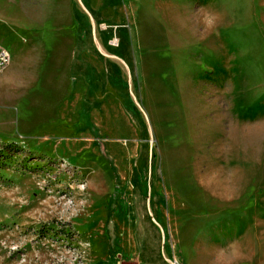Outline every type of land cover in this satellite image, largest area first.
Returning a JSON list of instances; mask_svg holds the SVG:
<instances>
[{
    "label": "rangeland",
    "instance_id": "374dc122",
    "mask_svg": "<svg viewBox=\"0 0 264 264\" xmlns=\"http://www.w3.org/2000/svg\"><path fill=\"white\" fill-rule=\"evenodd\" d=\"M61 10L63 37L74 21L78 94L46 135L0 140V264H106L139 235L180 261L185 228L193 244L214 234L192 199L200 191L223 202L224 244L203 253L264 264V0H62ZM128 177L135 196L149 182L177 215L161 227L150 215L156 229L142 232L108 215ZM114 223L123 228L105 230Z\"/></svg>",
    "mask_w": 264,
    "mask_h": 264
},
{
    "label": "crops",
    "instance_id": "0c3cea01",
    "mask_svg": "<svg viewBox=\"0 0 264 264\" xmlns=\"http://www.w3.org/2000/svg\"><path fill=\"white\" fill-rule=\"evenodd\" d=\"M51 7L59 9L48 11ZM61 7L62 0H0V45L11 57L9 65L3 71L5 76H0V140L3 142L29 145L30 137L46 135L48 126L62 118V113L68 107L74 110V96L78 94L77 81L74 80V21L71 24L73 31L63 37ZM81 113L87 115V108L84 107ZM116 183L111 179L105 185L114 190ZM120 184L121 194L116 199H107L105 205L109 208L108 215L122 216L125 219L129 231L156 229L150 222V215L156 217V226L161 227L165 225L163 214L170 218L181 209L172 204L170 197L166 212L163 213L160 203L158 204L159 197L155 195L149 182L142 181L140 194L135 196L133 188L137 184V177H128ZM192 199L201 213L199 217L206 230L213 229L214 234L211 237L209 231L204 244H193L185 228L183 256L179 261L181 264L262 263L252 261L250 256L239 259L233 253L225 260L204 254V246L212 248L214 245L224 244L222 227L219 229L223 224L222 197L217 193L200 191ZM184 210L182 208L183 226H187V216L192 214L189 210ZM112 226L110 229L107 226L105 230L118 231L123 228L117 223ZM231 240L238 244L246 243L247 247L258 244L249 239L239 241L238 237H232ZM162 243L158 237L146 239L139 235L122 252L121 259L114 254L116 248H111L106 264H170L171 248L164 247ZM262 258L260 257L261 260Z\"/></svg>",
    "mask_w": 264,
    "mask_h": 264
},
{
    "label": "built area",
    "instance_id": "2783aa9c",
    "mask_svg": "<svg viewBox=\"0 0 264 264\" xmlns=\"http://www.w3.org/2000/svg\"><path fill=\"white\" fill-rule=\"evenodd\" d=\"M8 58H11L10 54L6 49H4L0 45V69H4L8 66ZM170 264H181V263L179 262L177 256L173 255L170 260Z\"/></svg>",
    "mask_w": 264,
    "mask_h": 264
},
{
    "label": "bare ground",
    "instance_id": "6f19581e",
    "mask_svg": "<svg viewBox=\"0 0 264 264\" xmlns=\"http://www.w3.org/2000/svg\"><path fill=\"white\" fill-rule=\"evenodd\" d=\"M9 62H10V60H9V58H8V65H9Z\"/></svg>",
    "mask_w": 264,
    "mask_h": 264
}]
</instances>
